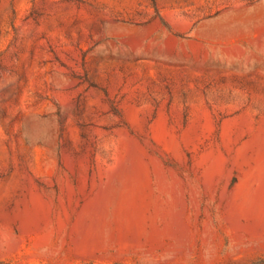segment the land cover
<instances>
[{"label": "rangeland", "instance_id": "374dc122", "mask_svg": "<svg viewBox=\"0 0 264 264\" xmlns=\"http://www.w3.org/2000/svg\"><path fill=\"white\" fill-rule=\"evenodd\" d=\"M264 256V0H0V260Z\"/></svg>", "mask_w": 264, "mask_h": 264}, {"label": "trees", "instance_id": "16d2710c", "mask_svg": "<svg viewBox=\"0 0 264 264\" xmlns=\"http://www.w3.org/2000/svg\"><path fill=\"white\" fill-rule=\"evenodd\" d=\"M0 264H17V262L13 259H9V260H0ZM248 264H264V256H260L256 259H254L253 261H251Z\"/></svg>", "mask_w": 264, "mask_h": 264}]
</instances>
